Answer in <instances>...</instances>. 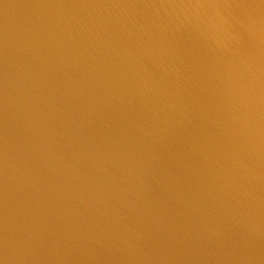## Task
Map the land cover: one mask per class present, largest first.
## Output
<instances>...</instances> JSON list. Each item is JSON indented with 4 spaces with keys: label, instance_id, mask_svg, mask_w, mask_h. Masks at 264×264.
<instances>
[{
    "label": "water",
    "instance_id": "1",
    "mask_svg": "<svg viewBox=\"0 0 264 264\" xmlns=\"http://www.w3.org/2000/svg\"><path fill=\"white\" fill-rule=\"evenodd\" d=\"M0 264H264V0H0Z\"/></svg>",
    "mask_w": 264,
    "mask_h": 264
}]
</instances>
